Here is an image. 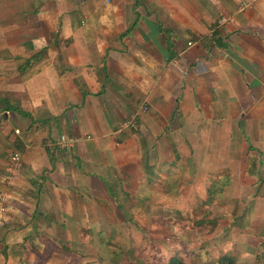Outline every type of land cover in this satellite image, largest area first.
<instances>
[{
  "label": "crops",
  "instance_id": "1",
  "mask_svg": "<svg viewBox=\"0 0 264 264\" xmlns=\"http://www.w3.org/2000/svg\"><path fill=\"white\" fill-rule=\"evenodd\" d=\"M0 99L8 248L99 231L115 189L148 205L178 173L251 205L234 255L264 264V0H0Z\"/></svg>",
  "mask_w": 264,
  "mask_h": 264
},
{
  "label": "rangeland",
  "instance_id": "2",
  "mask_svg": "<svg viewBox=\"0 0 264 264\" xmlns=\"http://www.w3.org/2000/svg\"><path fill=\"white\" fill-rule=\"evenodd\" d=\"M166 178L165 188L149 189L148 205L140 204L146 195L140 189L127 190L125 199L115 189L118 201L107 206L114 219L100 221L99 231L94 227L83 236L58 240L29 236L23 239V248H8L0 236V264H8L9 258L13 264H167L172 257L182 264H240L232 235L250 221L239 216L251 205L240 204V199L209 202L224 192L192 188L178 173Z\"/></svg>",
  "mask_w": 264,
  "mask_h": 264
},
{
  "label": "built area",
  "instance_id": "3",
  "mask_svg": "<svg viewBox=\"0 0 264 264\" xmlns=\"http://www.w3.org/2000/svg\"><path fill=\"white\" fill-rule=\"evenodd\" d=\"M242 5H244V4H242ZM245 5H247V4H245ZM143 111L145 112L146 108H144ZM61 143H68L69 144V141L65 140L64 137H61ZM10 161H11L12 167L19 168L20 167V162H21L19 153L14 152V154H12L11 157H10Z\"/></svg>",
  "mask_w": 264,
  "mask_h": 264
},
{
  "label": "trees",
  "instance_id": "4",
  "mask_svg": "<svg viewBox=\"0 0 264 264\" xmlns=\"http://www.w3.org/2000/svg\"><path fill=\"white\" fill-rule=\"evenodd\" d=\"M2 102L5 104L4 111H15L14 107L10 105L8 100L3 99ZM167 264H182V262H180V260L177 257H172L170 258Z\"/></svg>",
  "mask_w": 264,
  "mask_h": 264
}]
</instances>
